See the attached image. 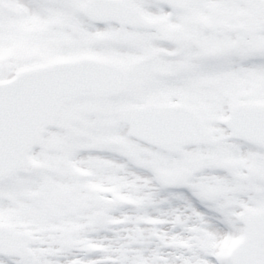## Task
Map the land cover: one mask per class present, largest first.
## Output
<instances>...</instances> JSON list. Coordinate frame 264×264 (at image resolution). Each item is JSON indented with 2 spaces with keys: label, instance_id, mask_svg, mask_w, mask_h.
Instances as JSON below:
<instances>
[{
  "label": "snow or ice",
  "instance_id": "1",
  "mask_svg": "<svg viewBox=\"0 0 264 264\" xmlns=\"http://www.w3.org/2000/svg\"><path fill=\"white\" fill-rule=\"evenodd\" d=\"M0 264H264V0H0Z\"/></svg>",
  "mask_w": 264,
  "mask_h": 264
}]
</instances>
